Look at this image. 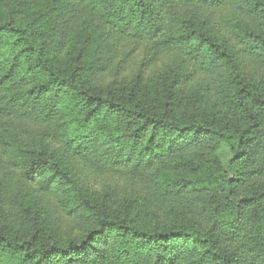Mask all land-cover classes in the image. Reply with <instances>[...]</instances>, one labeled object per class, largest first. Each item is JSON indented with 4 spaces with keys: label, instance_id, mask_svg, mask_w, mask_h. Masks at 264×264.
Listing matches in <instances>:
<instances>
[{
    "label": "trees",
    "instance_id": "16d2710c",
    "mask_svg": "<svg viewBox=\"0 0 264 264\" xmlns=\"http://www.w3.org/2000/svg\"><path fill=\"white\" fill-rule=\"evenodd\" d=\"M249 61L264 0H0V264H264Z\"/></svg>",
    "mask_w": 264,
    "mask_h": 264
},
{
    "label": "rangeland",
    "instance_id": "374dc122",
    "mask_svg": "<svg viewBox=\"0 0 264 264\" xmlns=\"http://www.w3.org/2000/svg\"><path fill=\"white\" fill-rule=\"evenodd\" d=\"M179 60L176 57L173 56H168L163 59H161L158 64L153 68L152 74H155L159 71V77L162 78L164 77L162 73H164L170 64L172 62H178ZM245 69L243 70L244 74L248 77L251 78H256V77H262L264 76V65L258 61H249V63L246 64L244 67ZM114 74L109 77L110 82H118L114 81L113 78ZM121 83L123 82H118L117 85H122ZM227 147L223 145L220 149V152L226 153ZM77 178H79L85 185H102L104 183V179L101 177H95L94 175H91L86 169L82 168L81 166H77Z\"/></svg>",
    "mask_w": 264,
    "mask_h": 264
}]
</instances>
